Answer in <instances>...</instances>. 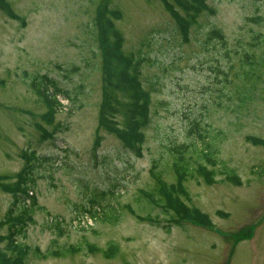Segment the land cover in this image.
Here are the masks:
<instances>
[{"label":"rangeland","instance_id":"1","mask_svg":"<svg viewBox=\"0 0 264 264\" xmlns=\"http://www.w3.org/2000/svg\"><path fill=\"white\" fill-rule=\"evenodd\" d=\"M206 4L213 12L200 13L185 37L159 0H0V221L28 204L21 194L13 205L4 188L34 157L26 186L35 206L14 236L30 248L24 264H264V145L247 140L264 141V43L255 37L264 39V0ZM101 8L122 36L121 51L147 58L138 80L150 92L149 121L129 149L99 120L104 87L94 32ZM209 29L223 39L207 40ZM244 61L255 64V82L240 104ZM43 75L52 81L47 95L55 87L64 93L51 122L31 87ZM179 144H190L184 156L212 170L214 182L196 172L186 178L179 202L207 219L175 225L139 192H153L152 173L174 181L171 154ZM104 190L113 191L115 223L85 214L91 193ZM8 231L4 224L0 236ZM109 244L113 257L104 255Z\"/></svg>","mask_w":264,"mask_h":264},{"label":"trees","instance_id":"2","mask_svg":"<svg viewBox=\"0 0 264 264\" xmlns=\"http://www.w3.org/2000/svg\"><path fill=\"white\" fill-rule=\"evenodd\" d=\"M163 7L170 13L174 18L180 32L187 37V32L192 23L195 22L196 17L202 12L212 13L213 10L206 4V0H172L182 11L183 15L179 14L174 8L172 2L169 0H159ZM97 13V39L98 49L101 55V70L103 72V101L100 106L99 120L100 124L104 126L108 131L117 133L118 136L124 141L129 147H134V142L142 140V134L140 129L145 127L148 123V112L150 103V92L142 87L138 80L140 67L143 61H147V58L138 54L135 56L132 53L125 54L121 51L122 47V36L113 27L108 12L104 14L103 11ZM207 40H210L212 36L223 39L222 32L217 29H209L206 32ZM257 38L259 44L264 43V39L261 35ZM242 82L237 86L236 92H240L244 89V92L239 96L240 104H245L248 99V94L253 90L255 79H252L255 64L252 61L242 63ZM240 78V77H239ZM52 82L47 78L46 75L38 76L31 82L33 91L40 97L43 98L46 106L47 113L45 116L52 121L54 113L57 112L61 107V103L57 100V93H63L59 88L55 87V90L51 94H46L48 91L47 85ZM64 94V93H63ZM120 115L122 119V126L118 125L117 116ZM44 135L51 136V133H47L42 130ZM129 138H134L133 142L129 141ZM247 140L255 145H264V141L248 137ZM190 145V144H189ZM187 144H179L172 147L174 154H171L172 164L175 171V179L171 183H166L162 180L160 175L152 173L156 179V186L150 191H140V199L143 198L144 202L148 205L161 206L163 213L168 216L169 221L175 225L180 224L181 221H194L199 222L202 219H207L205 216L199 214V212L190 207L184 206L179 201L180 195L184 194L183 182L186 181L187 177H192L196 172L197 175L201 176L207 183H213V171L208 169L201 161L197 163L194 168L193 163L186 159L184 154L188 148ZM138 148H136V151ZM203 158L207 161L212 160L210 152H203ZM26 164L18 174V181L11 186L5 187L4 191L12 194L13 205L19 200V196L23 194V200L28 201V206L22 207L20 214L10 216L8 220L0 221V227L4 224L9 225V231L6 236H0V241L6 240L7 244L5 248H0V264H24V255L28 253L27 246H22L16 243L14 236L22 234L23 226L26 224V220H31L30 214L35 206V197L32 194H27L30 186H26V182L31 178V169H34V157L26 156ZM38 161L48 160L46 157L36 158ZM55 161V160H54ZM213 161V160H212ZM214 162V161H213ZM155 165L152 167L154 170ZM234 183L238 181L234 177H228ZM113 191H102L91 193L90 206L88 215L92 220H96V217L101 215V218L106 219L110 223L117 221V209L112 204ZM27 199V200H26ZM26 206V207H25ZM86 208L81 209L84 212ZM170 214V216H169ZM139 219H152L150 216L140 217ZM154 221V219L150 220ZM53 225H60L55 223ZM59 230V226L56 227ZM76 248H66L62 253L57 252L55 255L63 256L65 253H73ZM36 253V249L33 250ZM116 253L114 244H109L108 248L104 251V255L107 257H113ZM10 254L13 257L9 258ZM49 254V252H48ZM50 255V254H49ZM52 255V254H51Z\"/></svg>","mask_w":264,"mask_h":264}]
</instances>
